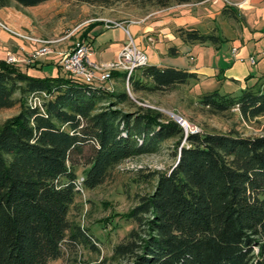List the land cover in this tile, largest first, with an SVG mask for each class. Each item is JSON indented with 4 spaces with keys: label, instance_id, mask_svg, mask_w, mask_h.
<instances>
[{
    "label": "trees",
    "instance_id": "16d2710c",
    "mask_svg": "<svg viewBox=\"0 0 264 264\" xmlns=\"http://www.w3.org/2000/svg\"><path fill=\"white\" fill-rule=\"evenodd\" d=\"M45 1L0 0V7ZM146 1L169 7L193 0ZM178 32L186 43L217 46L223 40L217 29ZM168 52L179 54L177 46ZM112 74L125 83L126 72ZM263 77L237 93L216 88L200 94L199 102L214 113L236 107L244 120H256L264 115ZM193 79L196 72L148 64L129 81L135 92L157 93ZM43 91V108L30 105V95ZM121 104L136 110L125 112ZM15 106L18 113L0 124V264H48L63 255L64 244L99 251L100 240L71 216L82 193L79 164L86 166L82 188L95 189L121 163L158 153L170 139L175 164L143 175L155 179L153 189L123 215L136 226L99 264H264V132H196L181 144L183 128L137 106L127 90L102 89L68 72L32 75L1 61L0 109Z\"/></svg>",
    "mask_w": 264,
    "mask_h": 264
},
{
    "label": "rangeland",
    "instance_id": "374dc122",
    "mask_svg": "<svg viewBox=\"0 0 264 264\" xmlns=\"http://www.w3.org/2000/svg\"><path fill=\"white\" fill-rule=\"evenodd\" d=\"M245 1L193 0L182 4L174 3L171 6H174L177 11L181 9V13L172 14L171 11L175 8L169 10L170 6L159 7L146 0H107L104 3L52 0L50 5L39 10L38 13L42 16L40 23L54 24L56 33L50 38L46 36L39 41L27 39L38 42L39 47L26 60L54 54L55 64L46 66L44 71L35 68L30 69L28 73L39 76L65 74L61 64L63 54L71 51L77 42L83 41L82 35L88 23L92 21H103L108 24V21L121 23V21L132 20L138 23L143 19L145 24H148L168 17L170 14L172 24H169L170 26L190 28L191 26L186 24L196 15L201 20L202 32L217 29L223 40L217 46L213 44L206 47L196 46L192 53L200 62L216 64L219 68L230 67L235 61L234 55L237 54V57L246 59L245 63L254 72L255 75L248 79L254 83L260 76H264V6L261 4L247 23V18L243 14ZM225 7L233 8L232 12L225 13L223 11ZM176 32L179 34L178 29ZM132 36L136 44L147 54L149 64L154 58H159L157 53L160 49L159 45L154 48L145 41L140 44L137 35L132 34ZM175 43L178 45L180 42L177 40ZM178 46L181 47V44ZM234 46L237 48L235 53L232 51ZM97 48L96 42L94 49L97 50ZM42 49H44L43 52L33 56L37 50ZM251 55L254 56L255 62L251 61ZM16 61V58L13 62L8 61L7 57L9 63ZM215 84V79L197 83L190 81L188 84H181L157 93L135 92L130 81L128 89L126 81L124 83L121 76L115 75L107 81L105 86H110L111 91L127 90L137 106L155 109L163 113L165 120L177 122L184 130V139L181 144L185 143L189 134L196 132L237 131L242 136L262 134L264 115L256 120L247 121L240 116L236 107L223 113H214L200 104V94L212 91ZM118 108L125 112L136 110V107H129L127 104H121ZM18 111L19 106L0 109V124ZM180 117L187 122V126L181 124ZM174 148L175 140H167L160 152L128 159L116 167L102 185L95 189L83 190L76 198L71 216L82 226L89 228L100 240L97 242L100 250H94L83 244H64L63 255L49 261L48 264H99L103 256H110L113 246L136 226L123 215L137 204L140 196L150 193L153 189L155 179L143 175L157 170L168 171L176 162ZM85 167L83 162L79 164V178L83 176Z\"/></svg>",
    "mask_w": 264,
    "mask_h": 264
},
{
    "label": "crops",
    "instance_id": "0c3cea01",
    "mask_svg": "<svg viewBox=\"0 0 264 264\" xmlns=\"http://www.w3.org/2000/svg\"><path fill=\"white\" fill-rule=\"evenodd\" d=\"M51 2L52 0H47L35 6H21L14 2L10 6L0 7V62L7 61L8 55L12 54L17 59L14 64L26 71L35 68L44 71L46 66L55 64V61H53L54 54H49L34 60L31 58H29L31 60H26L29 55L39 47V43L21 38L2 26L3 23L14 31L27 34L37 39H45L44 37L46 36L50 38L51 35L56 33L55 25L50 23L41 24L42 16H40L38 12L50 5ZM261 4L264 6V0L245 1L243 14H245L244 16L247 18V23L250 16L255 14V11H257ZM171 8L175 7L170 6L169 10ZM171 13L179 14L181 13V9L177 11L175 8ZM169 16L148 24H145L143 19L138 23L132 20L121 21L123 26H107L103 21H94L98 22V24H93V21L88 23L86 28L91 25L88 40L92 47L91 58L93 57L92 59L96 62L115 59L124 43L127 41V31H129L131 35H137L136 37L140 44H143V41H145L154 48L158 45L160 46V49L157 50L159 54L158 60L154 58L152 60L153 62L150 64L170 65L196 72L198 74V79L191 80L195 81V83L215 79L216 84L214 89L220 88V90L225 92L237 93L247 84L251 83L248 77L250 75L254 76L255 74L245 63L246 59L237 57V54L234 55V63L227 68H219L216 64L200 62L198 57L192 53L193 50L196 46L202 45V47H206L211 44L184 42L176 32L179 27H172L169 25L171 24V17ZM200 23L201 20L195 15L186 25L202 31ZM154 32H157V34H154ZM155 35H157V37ZM177 40H179L181 47L178 46L179 44L177 45L175 43ZM96 42L98 43L97 50L94 49V44ZM172 46H177L179 51L178 55H172L168 52L169 48Z\"/></svg>",
    "mask_w": 264,
    "mask_h": 264
},
{
    "label": "built area",
    "instance_id": "2783aa9c",
    "mask_svg": "<svg viewBox=\"0 0 264 264\" xmlns=\"http://www.w3.org/2000/svg\"><path fill=\"white\" fill-rule=\"evenodd\" d=\"M107 26H123L122 23L117 21H108ZM2 26L13 32L15 35L39 41L21 32L14 31L10 29L7 25L2 23ZM128 32V39L124 43L123 47L119 51L117 57L112 60L96 62L91 58L92 47L89 41L77 42L71 51L63 54L61 59V64L65 72L70 73L74 77L81 78L85 82L98 86L102 89H109L110 86H105L107 81L112 79L113 71H123L126 72V83L129 89V79L132 73L139 67H143L149 64L147 54L136 44L134 37ZM42 50H37L34 53V57L43 52ZM237 50L236 47L233 48V52ZM252 62H255L253 56L250 57ZM8 61H15L12 54L8 55ZM48 97L46 92H41L40 94H32L28 98L30 105L38 106L43 108V101ZM181 124L187 126V122L181 117L179 118ZM84 178L80 177L78 179V189L83 192L82 182Z\"/></svg>",
    "mask_w": 264,
    "mask_h": 264
}]
</instances>
